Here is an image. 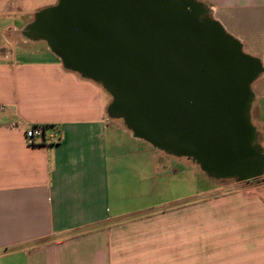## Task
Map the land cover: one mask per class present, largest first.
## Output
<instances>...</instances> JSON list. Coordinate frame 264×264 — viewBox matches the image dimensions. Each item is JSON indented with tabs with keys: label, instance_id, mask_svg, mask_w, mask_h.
<instances>
[{
	"label": "crops",
	"instance_id": "obj_1",
	"mask_svg": "<svg viewBox=\"0 0 264 264\" xmlns=\"http://www.w3.org/2000/svg\"><path fill=\"white\" fill-rule=\"evenodd\" d=\"M59 1L0 0V264H264V185L165 199L171 162L110 114L100 83L44 41L11 51ZM196 1L259 61L263 121L264 0ZM32 126L52 138L27 144Z\"/></svg>",
	"mask_w": 264,
	"mask_h": 264
},
{
	"label": "water",
	"instance_id": "obj_2",
	"mask_svg": "<svg viewBox=\"0 0 264 264\" xmlns=\"http://www.w3.org/2000/svg\"><path fill=\"white\" fill-rule=\"evenodd\" d=\"M196 0H60L37 13L32 39L112 96L133 134L210 175L253 177L256 59Z\"/></svg>",
	"mask_w": 264,
	"mask_h": 264
},
{
	"label": "rangeland",
	"instance_id": "obj_3",
	"mask_svg": "<svg viewBox=\"0 0 264 264\" xmlns=\"http://www.w3.org/2000/svg\"><path fill=\"white\" fill-rule=\"evenodd\" d=\"M207 18L208 15L206 16V19ZM10 39L11 51L12 49L17 50V53H21L22 47L26 51H28L29 49L32 50L31 44H19L18 42H20V40L37 41L36 39L30 38V36H28L23 30L20 29L16 30L15 32H11ZM41 45H44V43L42 42ZM25 57L28 60H32V57L30 56ZM250 86L255 94V86L253 84ZM249 116L251 125L255 133L252 146L258 149L261 152V155L264 157V118L263 121L260 120V113L257 107L256 95H254L252 99ZM145 142L153 150L155 156L158 157L159 155L162 158L169 159L167 161L171 162L172 168L166 170L168 172V177L162 182L164 188L166 187V191H164L163 197L169 201L188 198L190 196L192 197L195 193L199 191L201 185L204 187L206 184H208V186L216 185L217 189L215 191H217V193H225L236 189L259 187L264 185V168L261 169V171H259L255 176L249 178L240 177L238 175L217 177L214 175H210V173L204 171V169L201 168V165L193 159H189L187 157L182 156H176L170 152H167L148 143L147 141ZM177 161H180L182 164L180 163V165H178ZM183 161L188 164H192L196 167L191 168L188 165H183ZM204 195L205 193L202 192V196Z\"/></svg>",
	"mask_w": 264,
	"mask_h": 264
},
{
	"label": "built area",
	"instance_id": "obj_4",
	"mask_svg": "<svg viewBox=\"0 0 264 264\" xmlns=\"http://www.w3.org/2000/svg\"><path fill=\"white\" fill-rule=\"evenodd\" d=\"M27 144L34 145L37 140H46L52 138V135L45 133V129L39 126H32L25 131Z\"/></svg>",
	"mask_w": 264,
	"mask_h": 264
},
{
	"label": "flooded vegetation",
	"instance_id": "obj_5",
	"mask_svg": "<svg viewBox=\"0 0 264 264\" xmlns=\"http://www.w3.org/2000/svg\"><path fill=\"white\" fill-rule=\"evenodd\" d=\"M28 28H29V26L24 30V32L29 36Z\"/></svg>",
	"mask_w": 264,
	"mask_h": 264
},
{
	"label": "trees",
	"instance_id": "obj_6",
	"mask_svg": "<svg viewBox=\"0 0 264 264\" xmlns=\"http://www.w3.org/2000/svg\"><path fill=\"white\" fill-rule=\"evenodd\" d=\"M208 18H209V19H212V17L210 16V14L208 15ZM208 18H207V19H208Z\"/></svg>",
	"mask_w": 264,
	"mask_h": 264
}]
</instances>
